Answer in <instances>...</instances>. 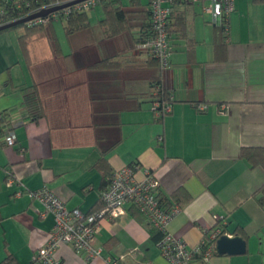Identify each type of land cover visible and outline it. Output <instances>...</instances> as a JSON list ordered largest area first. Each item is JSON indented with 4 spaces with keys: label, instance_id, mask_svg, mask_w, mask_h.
<instances>
[{
    "label": "crops",
    "instance_id": "0c3cea01",
    "mask_svg": "<svg viewBox=\"0 0 264 264\" xmlns=\"http://www.w3.org/2000/svg\"><path fill=\"white\" fill-rule=\"evenodd\" d=\"M145 1L132 8L125 0L138 36L149 22ZM187 8L189 38L197 44L190 54L187 39L171 37L165 85L175 101L162 120L155 119L150 101L157 66L118 37L102 35L101 7L88 12L93 28L70 36L65 20L60 27L54 20L48 28L0 32V112L16 135L7 146L0 134V263L12 255L19 264H39L33 254L54 225L40 201L15 191L46 185L68 208L89 212L98 208L105 180L136 164L138 176L154 172L162 196L179 190L189 195L184 205L174 202L182 205L169 224L174 236L195 245L224 226L225 234L246 240L244 253L191 264H264V204L255 197L264 195V167L241 156L244 146H264V2L235 0L228 43L218 54L214 16L200 5ZM105 59L119 63L93 67ZM103 155L110 171L105 180L96 166ZM10 174L16 179L11 187ZM150 227L127 205L119 217L101 219L95 239L100 256L88 259L68 244L57 254L64 264H107V257L121 256L119 264H171Z\"/></svg>",
    "mask_w": 264,
    "mask_h": 264
},
{
    "label": "built area",
    "instance_id": "2783aa9c",
    "mask_svg": "<svg viewBox=\"0 0 264 264\" xmlns=\"http://www.w3.org/2000/svg\"><path fill=\"white\" fill-rule=\"evenodd\" d=\"M65 0H55V5L64 3ZM98 0H84L76 5L77 9H90L97 4ZM175 1H186L198 3L204 12L214 16L215 21L219 19L226 21L230 13L235 9V0H152V22L154 36L149 42L142 43V49H149L160 61L163 70L170 68L171 48L168 42L167 21L171 13L169 3ZM69 10H66L68 12ZM3 10L0 9V22H2ZM48 18L37 17L30 20V25H38L48 22ZM173 95L171 96V99ZM159 106V102L153 104V109ZM204 109L205 105H198ZM225 109L224 105L221 106ZM172 110L171 103L163 106L165 113ZM4 140L7 146L16 143L14 131L9 130ZM138 165L124 166L114 172L112 180L102 192L101 198L104 207L97 212H86L81 208H68L64 201L48 186L35 190L19 189L15 196H21L25 191L28 195L43 204L42 215L51 213L54 216V225L47 241L35 251L33 260L39 264H64L58 256L57 251L62 244L71 245L76 252L84 253L88 259L98 257L102 254V248L95 245L96 234L99 230L100 221L104 217L117 218L126 212L127 205L136 206L146 218L157 227L162 238L156 243L160 253L167 258L171 264H191L194 255L199 252L200 244L188 245L180 237L174 236L169 230L170 222L180 213L181 206L173 204L170 207L162 205L157 197L160 188V180L149 169H145L142 176H138ZM15 177L10 174L6 179V185L11 187ZM216 220H223L220 215ZM225 234L221 226L212 230L211 238L215 240ZM211 247L204 255V260L211 257ZM121 257H107V264H119Z\"/></svg>",
    "mask_w": 264,
    "mask_h": 264
},
{
    "label": "trees",
    "instance_id": "16d2710c",
    "mask_svg": "<svg viewBox=\"0 0 264 264\" xmlns=\"http://www.w3.org/2000/svg\"><path fill=\"white\" fill-rule=\"evenodd\" d=\"M55 0H0V9L3 10V13L1 14L2 22H0V26H3L5 24L18 21L20 19L26 18L28 16H31L35 13L41 12L43 10L58 6L55 5ZM72 0H65L63 1L65 4L67 2H70ZM84 1V0H83ZM129 5L136 6L141 5L142 0H126ZM263 1L264 0H259ZM82 2V1H80ZM78 2V3H80ZM145 6H148L147 9L144 8L145 14H147V17L149 19V22L145 24L144 29H146L141 35H136V32L132 30V26L130 24V11L125 6L127 5L125 3V0H98L97 4L94 6H91L90 9H93L94 7L100 6L102 10V18L98 21V29L102 33L104 37H118L121 39L125 44L126 47L130 49V51L133 52H143L146 53L150 58L151 61L157 66L158 73L152 82L151 85V91H150V98L152 103V111L154 114L155 119L162 120L166 115L170 114V112L165 113L163 111V106H165L166 103H171L173 107V103L175 101V95L170 91V89L165 85V78H166V72L167 70H163L160 64L159 59L149 50V49H142L140 45L145 42L151 41V39L154 36V28H153V22H152V10H151V4L152 0H146ZM78 3L60 8L58 10H55L53 12H50L47 15L39 16V17H45L48 18V22L41 23L38 25H30V20L20 23L14 27H10L4 30H1L0 32L9 31L11 29H17V28H25L28 31L34 30L36 28H48L52 25V22L54 20H65V32L68 36L88 28H93L94 25L91 24L88 12L90 9H77L76 5ZM60 4V5H62ZM171 7V13L168 17L167 21V31H168V42L171 48V55L173 51V46L171 43V37L172 36H179L181 38H185L188 40V52L191 54L195 50V46L197 44V41L193 38H189V25H188V8L189 6H195L199 5L198 3H191L186 1H175L172 3H169ZM183 5L185 6L183 9H174L175 6ZM66 10H69L66 12ZM132 12V11H131ZM37 18V17H36ZM35 19V18H33ZM216 23V30H215V49L216 53H221L222 49H226L228 39H229V17L226 21L223 19H219ZM26 34L21 36V38H25ZM52 40L54 43H56L57 39L55 36H52ZM223 58V57H222ZM117 63H119L118 60H112V59H105L97 64L93 65L94 68H110L115 66ZM170 68H171V57H170ZM169 68V69H170ZM173 95V98L171 99V96ZM155 102H159V106H156L155 109H153V104ZM5 119V112H0V134H5L12 130L8 122ZM13 131V130H12ZM241 156L244 158L252 167L254 166H262L264 167V146H244L241 148ZM136 165V164H135ZM96 166L103 170L104 172V180L109 176V164L107 160L105 159L104 155L97 161ZM133 166V165H132ZM151 172H153L151 170ZM154 173V172H153ZM114 175V173H113ZM113 175L108 178V180H105V189L109 186ZM160 189V188H159ZM103 190V191H104ZM264 192V188H262ZM16 192V191H15ZM15 195V193H14ZM157 197L162 203V205L166 207H170L174 204V202H179L182 205H184L187 201L190 200L189 195L184 190H179L177 193L169 195L162 196L159 193V190L157 192ZM256 199L260 204H264V195L262 196H255ZM181 205V208H182ZM104 207V203L102 198L100 199V204L98 208L90 211V212H97L101 210ZM136 210H138L142 215H144L136 206L132 205ZM145 216V215H144ZM146 217V216H145ZM149 224L150 227V233L151 237L154 240L155 243H158V241L162 238L161 231L155 227L150 221ZM223 228V232L226 231V228L224 226H221ZM213 230V229H212ZM211 231H208L204 233L201 240L198 242L200 246L199 252H197L194 255V260L196 259H203L204 255L209 247H211V255L218 254L216 250L215 240L211 238ZM0 264H19L15 258L12 255H8Z\"/></svg>",
    "mask_w": 264,
    "mask_h": 264
},
{
    "label": "water",
    "instance_id": "95a60500",
    "mask_svg": "<svg viewBox=\"0 0 264 264\" xmlns=\"http://www.w3.org/2000/svg\"><path fill=\"white\" fill-rule=\"evenodd\" d=\"M83 0H72L70 2H67L62 5H58L46 10H43L41 12L35 13L31 16H28L26 18L20 19L18 21H14L8 24H5L3 26H0V31L14 27L20 23L26 22L30 19L39 17V16H44L49 14L50 12H53L55 10H58L60 8L78 3ZM216 250L219 254H241L246 251V240L242 235L236 234V235H229V234H223L221 235L217 241H216Z\"/></svg>",
    "mask_w": 264,
    "mask_h": 264
},
{
    "label": "rangeland",
    "instance_id": "374dc122",
    "mask_svg": "<svg viewBox=\"0 0 264 264\" xmlns=\"http://www.w3.org/2000/svg\"><path fill=\"white\" fill-rule=\"evenodd\" d=\"M100 8V6H97V7H94L93 9L96 10V12L98 11V9ZM92 9L89 10V12L92 14V12L94 11ZM60 23L61 21L60 20H57V26L60 27ZM62 32L64 33L63 29L61 28V31H60V36H62Z\"/></svg>",
    "mask_w": 264,
    "mask_h": 264
}]
</instances>
